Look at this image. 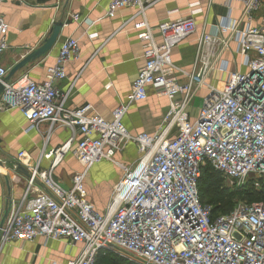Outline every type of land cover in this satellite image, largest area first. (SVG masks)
<instances>
[{
	"label": "built area",
	"instance_id": "obj_1",
	"mask_svg": "<svg viewBox=\"0 0 264 264\" xmlns=\"http://www.w3.org/2000/svg\"><path fill=\"white\" fill-rule=\"evenodd\" d=\"M159 1L113 0L107 6L109 19L122 9H137L139 20L132 29L143 49V66L110 120L93 114L90 105L65 107L67 95L58 85L66 78V63L79 59L78 40L62 42L40 83L27 76L6 81L8 71L0 64V112L18 110L28 123L26 133L47 123L50 130L59 126L77 136L73 148L69 139L56 149L41 151L35 163L26 152L18 153L17 164L27 173L26 189L5 218L0 207V249L42 238L81 245L80 254L66 264H95L106 254L129 264H264V204L239 203L228 214L212 217L198 190L206 168L230 186L257 187L264 179V33L252 26L262 0H230L241 6L240 18L225 17L213 32H201L191 72L175 67L171 54L196 34L192 16L197 11L153 29L146 11ZM4 2L24 4L0 0ZM70 20L78 22L79 16L71 15ZM8 28L0 17V57L9 50ZM220 32L229 37L221 38ZM85 36L92 40L97 34ZM231 41L243 72H227V63L221 60ZM214 69L226 74L220 88L206 83ZM178 73L186 81H179ZM148 89L166 99L167 110L156 133L131 134L123 118L131 105L147 99ZM201 90L205 91L201 105L191 118L190 104ZM130 144L137 150V160L130 166L116 163V155ZM67 154L81 170L71 176L65 190L53 173ZM42 161L48 162L46 169L40 168ZM100 161L122 170L104 214L95 210L85 184L88 171Z\"/></svg>",
	"mask_w": 264,
	"mask_h": 264
},
{
	"label": "crops",
	"instance_id": "obj_2",
	"mask_svg": "<svg viewBox=\"0 0 264 264\" xmlns=\"http://www.w3.org/2000/svg\"><path fill=\"white\" fill-rule=\"evenodd\" d=\"M111 1L113 0H24L23 5L1 3L0 17L9 27L6 34L9 50L0 57V64L8 72L48 39L55 24L67 23L66 27L62 26L52 49L25 65L9 81L15 82L27 76L36 83L42 82L46 69L54 65L62 42L68 38L76 39L80 47L79 59L66 63V78L58 85L60 91L67 95L65 107L74 110L90 105L93 114L110 120L116 106L125 102L138 70L143 66L142 44L137 38V32L132 29L133 24L139 20L137 9H122L116 12L113 19H109L105 17V13ZM240 9L238 3L230 0H161L146 11V20L155 29L164 21L185 18L190 12L197 11L192 16L196 34L186 39L171 54L175 67L191 72L197 59V41L201 32H213L212 27L225 17L238 20ZM71 15H78L79 21H71ZM252 26L262 29L264 33V0L261 10L253 17ZM85 32L96 33L97 37L89 40ZM219 36L225 39L229 37V33L220 32ZM154 38L160 42L156 30ZM234 49L235 44L231 41L229 51L222 54L221 60L227 63V72H243L245 69L240 65V58L234 53ZM177 76L179 81H186L181 74L178 73ZM225 79L226 74L214 69L206 83L220 88ZM204 93V90L199 91L195 98L202 100ZM199 107L194 109L190 105L191 118L196 117ZM166 110V99L157 97L152 89H148L145 101L136 102L129 107L123 118V125L131 134L153 135L160 127ZM27 126L28 123L18 110L0 112V207L3 215L7 207L8 210L17 207L26 189V177L14 170L18 153L26 152L31 163H35L41 151L56 149L69 139H72L73 148L77 141V136L63 127L55 126L50 130L49 124L40 123L37 130L26 133ZM137 158V150L130 144L116 155L115 162L130 166ZM111 164L114 167L109 168L110 173L96 171L94 165L85 178L89 200L100 214L106 212L112 200L113 194H108L106 187L117 180L116 169L120 170L122 176L119 166ZM47 167L48 162L42 161L40 168ZM80 170L77 161L67 154L55 169L53 177L67 190L70 188L71 176ZM80 250L81 245L72 247L65 242L46 241L42 238L31 242L17 241L0 249V264H66L75 259Z\"/></svg>",
	"mask_w": 264,
	"mask_h": 264
},
{
	"label": "trees",
	"instance_id": "obj_3",
	"mask_svg": "<svg viewBox=\"0 0 264 264\" xmlns=\"http://www.w3.org/2000/svg\"><path fill=\"white\" fill-rule=\"evenodd\" d=\"M222 178L210 168L202 171L199 179V197L202 204L211 208L212 217L226 215L233 210L236 203L234 200L240 198L244 200L242 203H263L264 204V182L259 180L258 188H254L253 184L249 187L235 189L229 191L220 184ZM238 203V202H237ZM95 264H129L124 260L111 255H99Z\"/></svg>",
	"mask_w": 264,
	"mask_h": 264
},
{
	"label": "water",
	"instance_id": "obj_4",
	"mask_svg": "<svg viewBox=\"0 0 264 264\" xmlns=\"http://www.w3.org/2000/svg\"><path fill=\"white\" fill-rule=\"evenodd\" d=\"M61 29H62L61 24H55L51 29V33H50V36L48 37V39L46 41H44L43 44L39 48H37L36 50H34L31 53H29L28 55H26L18 64L14 65V67H12L10 69V71L8 72V75L6 77V81H9L10 78L16 72H18L20 69H22L28 63L46 55L52 49V47L55 45L57 37H58ZM1 93H2V87L0 86V94ZM14 170L17 173H20L21 175H23L24 177L27 178V173H26L25 169H23L19 164H16L14 166ZM7 210H8V207L5 210L3 218L6 217L7 212H8Z\"/></svg>",
	"mask_w": 264,
	"mask_h": 264
},
{
	"label": "rangeland",
	"instance_id": "obj_5",
	"mask_svg": "<svg viewBox=\"0 0 264 264\" xmlns=\"http://www.w3.org/2000/svg\"><path fill=\"white\" fill-rule=\"evenodd\" d=\"M191 105V107L192 108H197V107H199L200 105H201V99L199 98V97H196L195 99H194V101H193V103L192 104H190ZM114 166L111 164V163H108L107 161H100L99 163H97V164H95V166H94V169H96V171H99V172H106V173H110V171H111V169H109V168H113ZM116 171H118L117 172V177H116V179L117 180H115V182H112V183H109V184H107V189H106V191L108 192V194H110V195H112L113 193H114V190H115V187H116V185L118 184V182L120 181V179H121V172H120V170H117L116 169ZM88 173H90V170L88 171ZM89 175V174H88ZM87 175V176H88ZM263 180V182H264V179H262ZM252 184V183H251ZM223 188H226V189H228L229 191H233V190H235V189H239V188H244V187H249L248 185H250V184H246V185H243V186H240V187H237V186H230V185H227L223 180H222V182H221V184H220ZM254 186V185H253ZM258 186H259V181H258V183H257V187L256 186H254V188H258ZM88 191V190H87ZM112 197V196H111ZM91 201V200H90ZM244 200H242V199H240V198H237L236 200H234L233 202H234V204L236 203V204H239V203H242ZM238 202V203H237ZM92 203V202H91Z\"/></svg>",
	"mask_w": 264,
	"mask_h": 264
}]
</instances>
